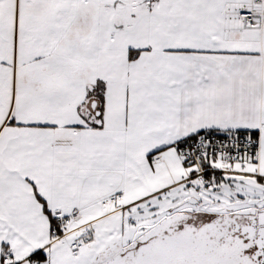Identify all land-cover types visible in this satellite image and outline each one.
I'll return each instance as SVG.
<instances>
[{"label":"crops","instance_id":"0c3cea01","mask_svg":"<svg viewBox=\"0 0 264 264\" xmlns=\"http://www.w3.org/2000/svg\"><path fill=\"white\" fill-rule=\"evenodd\" d=\"M98 2L113 17L135 3L143 10L132 16L131 32L114 33L108 21L101 22L91 46L94 0H0V264L104 263L110 250L124 249L119 243L125 212L193 172L178 145L203 131L260 132L257 161H221L264 183V0L255 6L261 24L253 28L222 15L245 11L252 0ZM117 35L126 53L118 64L120 82L113 76ZM69 51L96 56L101 72H109L100 85L104 95L88 100L96 109L78 107L81 118L89 112L99 117L103 102L122 106L116 180L90 179L96 163L81 160V129L60 125L62 112L49 110L51 103L63 104L66 83L59 82V74L72 61ZM76 62L78 71L92 72L86 61ZM117 87L122 96H114ZM111 166L102 161L95 170L104 174ZM83 168L88 174L81 176ZM116 197L121 200L107 207ZM59 218L68 222L54 237L53 221ZM84 235L90 240L82 241Z\"/></svg>","mask_w":264,"mask_h":264},{"label":"rangeland","instance_id":"374dc122","mask_svg":"<svg viewBox=\"0 0 264 264\" xmlns=\"http://www.w3.org/2000/svg\"><path fill=\"white\" fill-rule=\"evenodd\" d=\"M94 2L95 9L93 13L92 24H95L89 30L90 34L89 38H87V42L91 46L96 44L97 35L99 34L102 27L101 22L104 20L108 21V26H112L114 33L118 32L122 34L123 31L130 30L131 21L134 20L132 16L134 15V18L135 16H139L143 10L141 4L137 5V3H135L137 6H134V8L127 6L126 9L123 8L122 11L116 15L117 17H113V14L108 15V13H106L105 9H103V5L99 4L98 0H94ZM89 25L90 24H88V26ZM115 42L117 50L114 52V70L118 71V64H121L119 62L125 58L126 53L124 51L121 52V50H124V47L123 45L119 44L120 35L116 36ZM70 50L73 51L74 49L71 48ZM72 51H69L72 55L67 57L72 61H66L68 65H66L67 69L64 75L63 73H60L61 75L59 74V82L62 81V83H66L65 87H63V93L68 96L65 97L62 93L60 97L64 99L63 104H59L57 107L51 103L49 110H51V114L53 115H58V113L62 112L63 119H65L60 123V125L62 123V126L74 124L81 129L79 131L81 134L79 139L82 141L81 160L83 162L93 160L96 164L93 165L94 168H92V166L89 168L91 170L88 169L89 174L84 168L81 169L80 175L82 176L86 173L89 175L91 180H94L93 177L95 176H100L105 181L106 179L116 180L117 177L121 176V131L124 124V121L121 118L122 106L119 103L115 105V108H113V106H111L112 104L103 102L99 117H94L89 112L88 115L84 113V117L81 118V112L79 111L78 107L83 109L85 106L89 109L91 103L89 104L88 100L92 96H97L101 99V97L104 95L103 93L105 88H100V85L101 83L107 82V76L109 77V72L107 74L101 72V66L99 65V60H97L96 56L86 53L84 56H78L79 53L76 54L77 52ZM77 60L83 62L86 61L87 65H89L92 69V72L84 74L78 71L76 69ZM96 61L97 65L95 63ZM115 73L113 74V76H115V82H120L123 77L122 73L120 70L118 71L117 75ZM94 80L97 81V86L95 85L96 82H94ZM114 96H122L120 94V88L117 87V90L114 91ZM67 98L74 99V101H69ZM81 100H84V102L81 105H78L77 102H80ZM51 117V122H59V120L55 121L53 116ZM90 125H94L96 131L89 130ZM79 139L73 141V145L74 143H80ZM102 161L112 165L110 172L102 174V171L97 172V170H95ZM220 162L222 165L214 164L216 169L224 172L222 174L223 179L218 183L216 190H200L195 192L192 188H188L183 184H180L172 189L166 190V192H162L158 198L146 202L142 206L140 204L139 206H133L129 208L125 212V217L123 220L125 224L124 237L119 243L120 246L124 248V250L119 249L116 251V248V250H110L109 252L111 253L107 257V260L112 256L115 257L116 254H119L118 256L126 254L125 256L129 255V257L134 259L130 264H146L144 258H149V260H151L149 262H152V264H155V262L160 264H183L185 259L175 258V255L172 257L171 252H167L165 256L161 254V257L159 258L158 252L164 254V250L166 249L161 247V245L157 243V240H162L172 236L174 237L175 241H184L186 242L185 244L197 246L196 248L200 250L203 248L216 249L217 245L215 244L219 243V241L221 242V239L219 240L216 238L222 232L232 238L235 233V229H237L236 227L241 226L244 220H233V222H236V224H233L232 227H227V229H225L222 227L224 221L221 220L222 218H216L218 217L217 215L226 216L242 209L241 206L229 205L232 202L234 194L244 196L249 200H262L264 197V185L261 182L255 180L253 177L247 176L246 174H240L241 169L236 168V166L231 168L227 167L225 162ZM172 194H178V196L174 199L172 198ZM188 198H203L205 200H209L210 205L205 209L201 208L202 213L189 215L181 214V211L185 208H192L193 210L196 209V207H190L189 205L184 204V201ZM115 203H108V201L105 202V204L108 205L107 207L114 206ZM205 210L210 214L204 213L203 211ZM175 214L177 215L174 218L169 219ZM164 219H169L170 224L167 226H164L165 224H163L162 227L164 228H160L162 230L159 229L156 234H152L151 232V234L142 237L131 246V250L125 251V248H127L132 243L135 235L140 229L152 227ZM214 223L216 225L219 224L216 229H214ZM220 227L221 229H219ZM222 228H224V231ZM86 229H81L80 232H84ZM154 242L155 247H152L151 249L148 248ZM221 243H224V241ZM218 245L221 244L219 243ZM146 246L147 249L145 250L144 248H146ZM140 258H143L141 262H139ZM114 259H116V257ZM201 262L204 261L190 258L187 261V264H202ZM115 264H126V262H124L122 258H118Z\"/></svg>","mask_w":264,"mask_h":264},{"label":"water","instance_id":"95a60500","mask_svg":"<svg viewBox=\"0 0 264 264\" xmlns=\"http://www.w3.org/2000/svg\"><path fill=\"white\" fill-rule=\"evenodd\" d=\"M96 106V102H92L90 105L91 110L94 111L96 109ZM95 115L98 116L99 112L96 111ZM262 201L264 202V198L262 200H249L244 196L234 194L232 202L229 205L248 206L250 208L233 212L226 216L217 215L218 217L216 218H222L221 220L224 221L222 227H224L225 229H227V227H232L233 224H236V222H233V220H244V225L242 224L241 226L236 227L237 229H235V233L232 238L223 232L219 236H217L216 239H221V242L224 241V243H221L218 240L221 245H218L219 243H216V249L203 248L199 250L198 248H196L197 246L185 244L186 242L184 241H175L174 237L171 236L162 240H157V243H159L161 247L166 249L164 250V254L158 252V257L160 258L161 254L165 256L167 252H171L172 257L175 255V258L185 259L183 261V264H187V261L190 258L203 260L204 262H201L202 264H264V207L261 209H256L258 204ZM184 204H187L190 207L206 208L210 205V201L203 198H188L184 201ZM198 213L199 212L194 213L192 208H185L181 211V214L188 215ZM176 215L177 214L171 216L169 219L174 218ZM169 219H164L152 227L140 229L139 232L135 235L132 243L127 248H125V251L131 250V246L135 244V242L140 240L142 237L151 234V232L152 234H156V232H158L163 224H165L164 226L169 225ZM218 225L219 224H215L214 229H216ZM224 228H222L223 231ZM219 229H221V227ZM152 244L148 248L151 249L152 247H155V242ZM144 249L146 250L147 246ZM252 249L255 250L251 257L247 256L246 252H249ZM125 258L131 260V262L134 260L133 258L129 257V255L125 256ZM142 259L143 258H140L139 262H141ZM144 259L146 264H152V262H149L151 261L149 260V258ZM155 264L160 263L155 262Z\"/></svg>","mask_w":264,"mask_h":264},{"label":"built area","instance_id":"2783aa9c","mask_svg":"<svg viewBox=\"0 0 264 264\" xmlns=\"http://www.w3.org/2000/svg\"><path fill=\"white\" fill-rule=\"evenodd\" d=\"M261 4L262 0H253L245 11L238 13L223 12L222 15L226 17L237 16L243 20L245 26L253 28L261 24V12L255 9V6ZM259 133L242 130L223 133L217 130H208L183 140L178 145V153L183 163L191 167L193 172L182 181V184L192 188L195 192L212 190L220 182L224 173L213 166L217 161L223 160L241 164L257 161L260 151ZM120 200L121 197H116L110 199L108 203ZM66 224L67 220L57 219L52 227V235L58 236V227ZM81 240L89 241L90 235H84ZM79 246L80 240H77L71 244V249L76 251ZM11 253V250L7 251V259Z\"/></svg>","mask_w":264,"mask_h":264},{"label":"flooded vegetation","instance_id":"af4514ba","mask_svg":"<svg viewBox=\"0 0 264 264\" xmlns=\"http://www.w3.org/2000/svg\"><path fill=\"white\" fill-rule=\"evenodd\" d=\"M263 198H264V197H263ZM241 207H242L241 210L249 209V208H250V207H248V206H241ZM263 207H264V202L262 201V202H260V203L258 204V206H257L256 209H261V208H263ZM204 209H205V208H204ZM194 211H195V212L202 213L201 209L198 210V208L194 209ZM203 212L206 213V214H210V213H207L206 210L203 211ZM218 214H220V213H218ZM216 215H217V214H216ZM254 250H255V249H252V250H250L248 253H246L247 256L251 257V255L253 254ZM118 255H119V254H116V255H115L116 259H114L115 257L112 256L111 258H109L108 260H106L103 264H115L118 258H122V260H123L124 262H126V264H130L131 260L125 258V254H123V255H121V256H118ZM117 256H118V257H117Z\"/></svg>","mask_w":264,"mask_h":264},{"label":"trees","instance_id":"16d2710c","mask_svg":"<svg viewBox=\"0 0 264 264\" xmlns=\"http://www.w3.org/2000/svg\"><path fill=\"white\" fill-rule=\"evenodd\" d=\"M54 221H55V220H54ZM54 221H53V222H54ZM54 223H55V222H54ZM38 257H39V255H35V256H33V259L37 260Z\"/></svg>","mask_w":264,"mask_h":264}]
</instances>
